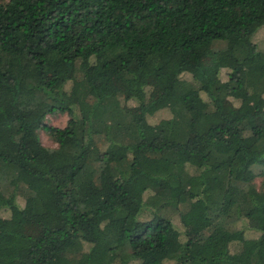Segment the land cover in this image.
I'll use <instances>...</instances> for the list:
<instances>
[{
  "label": "trees",
  "instance_id": "obj_1",
  "mask_svg": "<svg viewBox=\"0 0 264 264\" xmlns=\"http://www.w3.org/2000/svg\"><path fill=\"white\" fill-rule=\"evenodd\" d=\"M259 30L264 0H0V264H264Z\"/></svg>",
  "mask_w": 264,
  "mask_h": 264
},
{
  "label": "rangeland",
  "instance_id": "obj_2",
  "mask_svg": "<svg viewBox=\"0 0 264 264\" xmlns=\"http://www.w3.org/2000/svg\"><path fill=\"white\" fill-rule=\"evenodd\" d=\"M263 38H264V32L262 30H259L252 35L251 41L254 42L255 44H259ZM224 76L225 75L222 73L221 74V80L224 79ZM182 79L189 80L190 75L183 74ZM95 86H96V91L99 95H109V94H115L116 92H119V91H121V92L123 91L122 84L117 77H114L110 82H107L104 79L98 80L96 82ZM233 96L238 98V97H240V93H236ZM120 103L122 104L123 101L120 100ZM124 103L128 107H132V111H138V107H137V104L135 102L128 101V102H124ZM166 116H167V113L165 111H160L158 113H155L152 116L147 117V120L149 123L154 124V123L158 122L160 119L166 118ZM66 121H67V117L65 115L47 116L45 118V123L47 125L55 127V128H63L66 124ZM39 139H40V143L42 146L49 147V148L55 147V145L52 144L47 139V137L41 132L39 133ZM151 194L152 193H150V192L143 193L141 195L142 200H145ZM171 223H172L174 229L179 233V240L181 241L182 240V237H181L182 229L178 223V218H177L176 214H174L171 217ZM239 225L240 224H238V226ZM244 226H245L244 234H245L246 238H256L258 236L257 233L248 229V225L246 222H244ZM35 233H36V230H34V231H32V229L27 230V234H29V235H35ZM233 247L234 246H231L230 251L233 250Z\"/></svg>",
  "mask_w": 264,
  "mask_h": 264
}]
</instances>
